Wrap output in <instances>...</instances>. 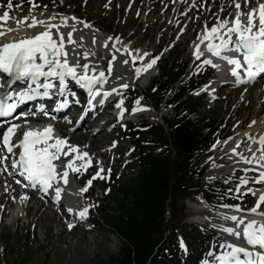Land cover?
<instances>
[{
  "label": "rangeland",
  "instance_id": "obj_1",
  "mask_svg": "<svg viewBox=\"0 0 264 264\" xmlns=\"http://www.w3.org/2000/svg\"><path fill=\"white\" fill-rule=\"evenodd\" d=\"M30 1L31 0H3V10L10 11L13 15H18L12 18L14 20H20L21 18H23V20H30L31 17L39 11V8H31ZM105 1L106 0H104V2ZM61 5H63L64 9L73 13L75 12L79 17H88H85V19L93 22L99 31L107 35L117 34L121 27L124 26L123 32H119L118 34L122 33L129 41L135 43L137 47L150 43L154 36L155 31H152V29L145 34L144 31L147 24L139 26L133 16L128 15V10H119V5H114V10L110 11V7L108 8V6H105V3L101 4L99 1L94 2L93 0L90 4H86L83 0H37L36 2V6H41L40 10L44 11L54 9ZM22 15L27 16L26 19H24L25 17ZM174 36L175 39L170 44H162L156 49V52H158L165 46L167 50H163L166 54L159 67L161 69L172 68L174 71L177 68L180 69L183 66H188L189 77L191 75L189 74V70L193 65V58L191 55H188L186 49L188 46L187 41L176 43V41L180 39V32H176ZM153 38L155 41L156 37L154 36ZM140 40L142 41L140 42ZM171 45H174L173 50L169 48ZM199 71L197 67L194 70L193 77L197 80L202 79L199 75ZM263 82L254 85L255 87L249 90L246 99L245 95H242L241 89L234 90L233 93H230L232 90L227 91L229 89L221 88L223 90L217 91L221 92L220 101L213 104L209 102V96H206L204 101L205 105L198 110L196 115L190 116V119L195 123L203 119V122L207 126L216 124L220 130H225L227 133L226 137L241 133L252 123L257 122L261 118V115H259L261 111L264 114V106L260 108L263 102L260 103L258 100L256 101L254 96L257 91L264 89ZM138 85H142V82H138L134 86L137 88V93L141 95ZM147 88H149V84L147 85L145 82L142 90L145 91ZM229 93L230 95H228ZM193 95L195 98L198 97L197 92H194ZM160 114L161 120H151L148 118H143L142 120L147 121L149 125L152 123H165L175 117L176 110L173 107L164 108L160 110ZM240 122L242 127L239 129L238 125ZM119 134L123 137L121 131H119ZM112 137L113 136H109V140L105 143L102 142V146L110 145L113 139ZM222 142H219L220 146L228 149L229 146L226 147L221 145ZM120 146H122V151L121 147H118L116 151L121 152L115 155L114 158H121V161L112 170L111 164L113 163V159H109L108 169L106 170L107 173L105 172V176L97 182V187L93 190L92 196L85 199L88 202L90 221L80 225L79 228L69 229L70 224L64 219H60V215L57 216L55 214L51 219L46 218L44 212L47 207L39 206L38 204H29L32 209L27 214L28 217L25 218L24 214L21 219L19 218L20 220L11 218V212L14 211L13 206L7 210L5 208L4 211L2 210L3 206H0V220H2L0 221V264H20L21 262L25 264H95L108 261L112 255L118 253L120 242L116 236L112 234L111 229L105 225L104 218L102 217V209L106 204H114L115 200H122L124 198V187H126L131 180L135 179L136 175L134 172L137 170L135 168H138V162H135L129 169L124 168V164L129 158L134 159L135 156H131L132 147L127 141L123 140ZM240 149L243 150L241 146ZM216 150L217 149L214 148V151ZM242 150L240 152H242ZM223 151L224 150H220L219 153ZM215 154L216 153L210 151L209 155L198 157L194 161V166L197 167L199 164L198 167H200V171L206 166L209 167L208 170L206 168V173L203 177L205 182H219L222 187H233L232 174L227 175V170H221L224 169L223 167H225L226 161L227 164L233 162L232 167L236 168V162L238 161L236 160L237 157L235 158L232 155L229 156V154L226 153L224 155L218 154L216 158ZM125 159L126 162H124ZM216 163L217 166L212 167ZM225 169H228V167ZM110 170L114 172V177L108 183L107 174ZM101 185H104V187H107L109 190L106 192L103 189L101 190ZM224 188L227 189V187ZM224 192L229 193L226 190ZM202 199L201 197L198 198V200ZM192 202L193 201H189L186 204L188 215L194 211ZM2 211L5 214L4 217ZM220 212L223 213L222 211ZM222 216L224 217L223 214L219 215V217ZM186 222L188 224H194L189 216ZM191 228L192 227H188V229ZM203 229L208 234H210L211 231L214 232L208 227ZM182 236L183 234L180 233L177 237L180 239ZM218 247H221V244H214L210 248V251Z\"/></svg>",
  "mask_w": 264,
  "mask_h": 264
},
{
  "label": "bare ground",
  "instance_id": "obj_2",
  "mask_svg": "<svg viewBox=\"0 0 264 264\" xmlns=\"http://www.w3.org/2000/svg\"><path fill=\"white\" fill-rule=\"evenodd\" d=\"M91 1L86 0L85 3L90 4ZM93 1H99L101 4L105 3L104 0ZM119 1L125 2V0ZM107 2L109 3V0ZM111 4L110 2L108 7H110V11H113L114 5ZM263 8L264 0H133L128 6V15H132L139 26L147 24L144 33L147 34L152 29V31H155L154 36L156 39L154 41L153 36L150 43L138 46L140 50L131 41L126 44L129 47L127 52L124 50L125 45H119L120 38L126 37L122 33L118 34L123 32L124 26L114 36L107 35L99 31L93 22L87 21L85 19L86 16L84 18L79 17L75 12L64 9L63 5L48 11L39 10L30 20H23V18L20 20L11 19L9 23L2 24L9 25V27H17V33L20 35L31 34L32 38L49 35L48 41L52 43L59 56L60 65L64 67L77 68L74 54L78 49L79 51H84L82 56L84 55L91 62V65L103 63L104 60L112 61L113 57H115V60L117 59L116 64L119 67L125 63L123 67L132 68L130 78H127L126 82H124L130 85L142 73L152 72L153 66L150 64V56L156 52L160 45L170 44L175 39L174 35L176 32H180V39L176 43L187 41L188 46L186 49L188 55L194 54L195 50H197L204 51L206 54L211 53L212 56H220L223 51H228L232 48L231 43H233L239 31L251 35L256 31L257 27H264V22H259L256 17V14L260 13V9ZM262 15H259V17ZM15 22L17 24L14 25ZM235 31L236 33L233 34ZM10 38L11 35H8L4 40L7 41ZM67 41H74L72 42L73 47L67 44ZM102 42L112 56L107 55L105 51L100 49L98 43ZM74 43L76 44L74 45ZM112 46L117 47L118 50L112 49ZM32 60H35L39 67H43L42 60L36 54L28 55V61ZM49 72H52V70ZM108 74H112L111 79H114L117 72L115 69H111ZM230 86H233L232 82L226 76L221 84L208 83L200 88L199 91H209L213 97L218 90H223L221 88ZM254 96L256 101L263 102L260 105V108H262L264 106V89L257 91ZM76 111V108L73 109L71 115ZM259 115H261V118L257 122L252 123L246 130L229 137L225 141L223 140V142L221 141V145L229 146L230 154L235 158L237 157L236 160L239 162L237 161L236 164L244 165L250 160V157L257 156L258 153H264V114L261 111ZM96 121H85L84 125L86 124L87 129H91ZM110 121L111 119L107 120L102 127L99 126L101 129L95 135L90 136L91 132L88 131L83 133L81 127L78 126L68 136L71 141L76 143L88 142V150L98 151L101 156L106 158L108 153L106 148L103 149L102 142L105 143L109 140L108 137L112 135L110 132L115 125L110 126ZM250 137H252L251 141L248 140ZM260 145L262 148H257ZM240 146L243 148L240 153L244 154L245 157L236 155L238 151L235 150L238 147L240 148ZM214 148H220V143L216 144ZM38 160H42V157L39 156ZM101 166L103 167V165ZM258 167L261 169L262 177H264V168L262 166ZM0 169L5 174V167L1 163ZM16 198L21 199V196L14 181L9 178L0 180V206H3L4 209L8 205L13 206L14 211L11 212V218L21 219L24 214L25 218L26 216L28 217L27 214L31 211V206L20 203ZM84 210L85 206L80 202L75 213H83ZM58 213L61 214L60 219H64L67 215L61 211V208H54L53 206L47 207L44 215L46 218L51 219ZM83 216H85V212ZM244 240L248 241L243 238L241 240L242 243L232 244L229 250L235 255H249L250 250L248 245L244 244Z\"/></svg>",
  "mask_w": 264,
  "mask_h": 264
},
{
  "label": "trees",
  "instance_id": "obj_3",
  "mask_svg": "<svg viewBox=\"0 0 264 264\" xmlns=\"http://www.w3.org/2000/svg\"><path fill=\"white\" fill-rule=\"evenodd\" d=\"M166 82H157L154 96L162 97L177 80L178 75H168ZM194 86L193 82L181 88L174 98L178 105L177 117L166 126L153 128L143 141L153 148L169 145L160 154L146 144L140 145V171L124 190L125 198L109 204L104 209L106 224L120 241V250L108 261L95 264H181L175 232L185 219L184 201L198 194L214 200L216 195L192 168L191 160L197 151H204L215 140L213 129L204 134L199 127L187 119L188 110H196L200 100L184 99ZM153 90V89H152ZM182 100V101H180ZM168 209L171 219H166ZM190 254L189 264H196L202 256L206 237L198 228L185 227ZM167 234H171L170 238ZM20 264H25L21 262Z\"/></svg>",
  "mask_w": 264,
  "mask_h": 264
}]
</instances>
